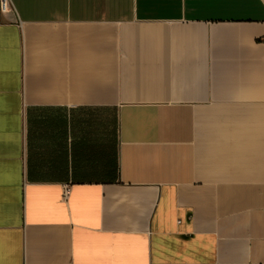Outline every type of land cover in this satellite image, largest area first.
Instances as JSON below:
<instances>
[{
	"label": "crops",
	"instance_id": "1",
	"mask_svg": "<svg viewBox=\"0 0 264 264\" xmlns=\"http://www.w3.org/2000/svg\"><path fill=\"white\" fill-rule=\"evenodd\" d=\"M11 3L0 264H264V0Z\"/></svg>",
	"mask_w": 264,
	"mask_h": 264
},
{
	"label": "built area",
	"instance_id": "2",
	"mask_svg": "<svg viewBox=\"0 0 264 264\" xmlns=\"http://www.w3.org/2000/svg\"><path fill=\"white\" fill-rule=\"evenodd\" d=\"M0 7L3 12L10 11L12 9L11 0H0ZM69 192V188H66L65 193Z\"/></svg>",
	"mask_w": 264,
	"mask_h": 264
}]
</instances>
